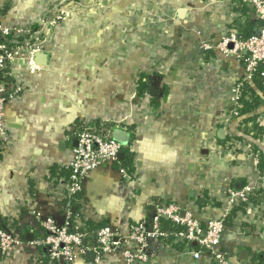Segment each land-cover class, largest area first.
<instances>
[{"label":"crops","instance_id":"obj_1","mask_svg":"<svg viewBox=\"0 0 264 264\" xmlns=\"http://www.w3.org/2000/svg\"><path fill=\"white\" fill-rule=\"evenodd\" d=\"M10 1L0 0V25L37 22L24 12L36 1ZM230 1L130 2L142 12L134 18L138 27L143 26L142 34L127 45L130 49L119 39L113 42L121 59L112 65L107 60L108 22L116 15L118 23H124L129 6L104 2L101 15L91 14L90 19L98 24L102 18L108 27L104 24L102 35L96 28L88 33L89 37L96 31L101 46L94 45L84 55L75 48L49 49L43 53L45 66H15L9 80L14 85L21 82L24 90L5 107L10 139L0 155V221L16 234H30L25 242L42 235L33 211L62 222L57 200L65 194L59 181L68 176L62 166L74 148L71 132L90 123L96 130L127 134V146L120 153L131 165L114 164L87 179L81 203L70 202V214L78 222L110 228L119 239L129 234L130 226L148 223L156 205H175L181 218L189 212L204 222L227 215L231 230L221 241V251L233 264H252L254 257L264 261V92L255 89L258 107L244 115L253 122L244 126L232 120L225 125L229 89L242 77L243 64L216 47L223 36L241 35L243 28L260 22L248 6ZM43 2L47 0H38ZM146 24L153 27L147 31ZM79 56H86V64H73ZM80 68L84 75L76 76ZM140 82L148 90L142 97L137 92ZM128 90L134 91V117H128ZM245 100L252 102L248 95ZM238 183L240 191L252 190L251 205L226 214L225 193L240 192L235 190ZM201 250L196 244L177 243L174 237L156 238L148 243L146 264H210L207 258L193 260L190 252ZM84 261L78 264H94ZM0 264L38 263L30 256L4 261L0 255ZM102 264L125 262L114 253Z\"/></svg>","mask_w":264,"mask_h":264},{"label":"built area","instance_id":"obj_2","mask_svg":"<svg viewBox=\"0 0 264 264\" xmlns=\"http://www.w3.org/2000/svg\"><path fill=\"white\" fill-rule=\"evenodd\" d=\"M226 1L228 4L231 2ZM239 2L254 12L260 22V28L257 34L246 39L237 34L223 36L216 46L222 54L233 56L243 64L242 77L229 89V108L226 111L227 117L224 115L223 120L225 125L232 120L238 121L239 124L247 116L240 114L239 101L244 98L246 90L254 88V77L257 75L264 82V0L237 1ZM25 26L1 25L0 27V143L3 145L7 143L4 124L6 104L24 90L21 82L16 81L14 85L9 80L13 75V68L20 66L16 59L19 53L23 52L15 47L14 50H9V47L21 45L20 48L25 46L28 49L23 59L27 61L25 65L29 70L37 68L34 56L46 52L44 42L34 41L36 39L34 34ZM33 43L37 44L31 47ZM203 48L207 50L210 46L203 45ZM71 133L76 141V147L72 148L69 161L62 166L68 176L60 177V186L65 190V194L63 193L64 195L57 200L60 202V210L63 211L62 222L58 224L56 220L33 211L34 219L41 227L42 237L29 242H23L19 235L4 229L0 222V255L4 261H9L14 256L30 254L32 260L40 264L43 256L36 249L43 248L46 250L47 264L85 262L84 257L88 252L93 253L94 264H102L112 253H118L125 264H146L150 240L174 237L177 243L196 244L202 249L190 252L196 262L207 258L210 264H232L226 253L220 249L224 235L231 230L225 222L227 215L204 222L199 216L189 212L181 218L179 209L175 205L169 207L156 205L155 214L148 223L141 222L130 226L129 234L120 240L110 228H101L90 234L87 231H80L77 226L73 227L70 202L81 203L87 179L103 168L117 164L118 154L123 147L112 140V131L96 130L90 123L75 126ZM120 172L123 174L124 171L121 169ZM225 195L226 214L236 207H250L251 198L254 197L250 189L240 192L228 190ZM164 222H170L180 231L172 234L169 230H164L162 228ZM233 226L236 228L234 224ZM92 236L94 244L88 240Z\"/></svg>","mask_w":264,"mask_h":264},{"label":"rangeland","instance_id":"obj_3","mask_svg":"<svg viewBox=\"0 0 264 264\" xmlns=\"http://www.w3.org/2000/svg\"><path fill=\"white\" fill-rule=\"evenodd\" d=\"M13 2H16L15 0H11ZM9 2L8 4H11L12 2ZM23 2L28 1H36L32 8H20L25 11H29L33 16H35V20L37 22L33 23H27L25 21H19V22H13L11 26H21V27H29L31 29V32L34 34V37L36 38L34 41H41L44 42L46 45V51L49 49H69V48H75L77 49L80 54H86L87 50L91 47H99L101 46L102 42H96V31L89 35L92 28H96L99 30L100 35H102L103 27L107 25L106 21L104 24L102 23V18L99 19L98 24H92L93 20L90 19L91 14H95V16H100V11L102 12L103 9V3H107L108 1L111 2L112 6L114 4H117L118 2H125L129 7L126 9V14L123 17L124 23L119 24L116 15H113V19H109V27L106 31L109 39L108 43H110L109 51L111 52V55L107 58L109 60V65H112L114 63H117L120 61L119 56V47H117V44L114 45L113 42H117L119 39L121 41V44H125L126 49H130L127 45H130L132 41L134 40V37L140 36L142 34L141 27H138L135 23V19L140 17V13H137L138 9H134L133 5L130 4V2L133 1H145V0H47V2L38 3V0H22ZM46 1V0H43ZM17 6V3L15 4ZM135 18V19H134ZM95 21H98L97 18H95ZM112 21V22H110ZM1 27V25H0ZM152 25H147L144 29L149 31L147 28H152ZM1 35V33H0ZM59 35H62L61 37H58ZM124 40L122 41V39ZM92 40V41H91ZM33 41V42H34ZM37 43L31 44V47L33 45H36ZM71 44V45H70ZM74 45V47H72ZM19 45L18 47L10 46L9 50H14V47L17 49L22 50L23 53H19V57L16 59L18 65L25 64L27 61L23 59V55L27 53L28 49L24 46L21 47ZM16 50V49H15ZM84 50V51H83ZM87 56V55H86ZM86 56H79V58L73 63L77 66H80V64H86ZM96 59V58H95ZM84 69L80 68L78 69L77 73L74 71V74L76 76L80 75V73L85 72ZM116 73H114L113 76H115ZM84 75V73L82 74ZM128 96L130 98V107L129 110L130 114L128 115L134 117V91L128 90ZM132 98V99H131ZM116 123L118 122V119H115ZM5 124V119H4ZM112 131V130H107ZM10 137H7V143L3 145V143H0V155L2 152L6 151V147H8V140ZM132 177V175L130 176ZM123 239V238H122ZM120 240V237H119ZM114 254V253H112ZM30 256V254L26 255V258Z\"/></svg>","mask_w":264,"mask_h":264},{"label":"trees","instance_id":"obj_4","mask_svg":"<svg viewBox=\"0 0 264 264\" xmlns=\"http://www.w3.org/2000/svg\"><path fill=\"white\" fill-rule=\"evenodd\" d=\"M260 28V23H256L255 25H252V24H249L248 27H245L243 28V30L241 31V35H239V37L243 38V39H246L250 36H253L255 34H257L258 30ZM253 86L254 88H251V89H248L245 91L244 93V98L240 99L239 101V104H240V114L242 115H246L248 113H251L252 111H254V109H256V104H257V98L255 96V89L257 88L258 90H262V92H264V82L256 75L253 79ZM145 84L140 82L139 83V86L137 88V92H138V95L142 97V95L144 94H148V90L145 89ZM247 89V86L245 87ZM248 95L249 98L252 99V102H247V100H245V97ZM253 119L251 118H245V121L244 119L241 121V123H239L240 125L243 124L244 126H246V123L248 122H253L252 121ZM80 126V125H78ZM252 131L257 133L259 131V128L257 125L253 124L252 127H251ZM117 164H120V165H124L126 167V165H131V160L129 157H125L123 160L117 162ZM128 172H131L130 170H128ZM65 204V203H64ZM71 211V210H70ZM61 214L63 213V211L61 210L60 211ZM71 223L73 225V227L77 226L79 228L80 231H87L88 233H95V231L101 229L100 226H94V225H86L84 223H81V222H78V220H76L75 216L71 214ZM3 228L4 229H9V227H7V225L5 224V222L2 223V221H0ZM80 224H84L83 226H81ZM11 227V226H10ZM162 228L164 230H169L171 231L172 233H177L178 231H180L179 228L173 226V225H170L168 223H165L162 225ZM15 232V231H14ZM17 233V232H15ZM19 235V238L25 242V236L26 234L24 235H20V234H17ZM42 235H38V234H34V237L33 239L35 240H38L39 238H41ZM32 239V240H33ZM92 244H94V238L93 236L90 237L88 239ZM167 241V240H166ZM36 250H38V252L43 256V258L40 260V264H47V257H46V250L43 249V248H37ZM85 259V258H84ZM251 261H253L252 264H264V261H259L258 259H256L255 257L251 259ZM250 264V263H248Z\"/></svg>","mask_w":264,"mask_h":264},{"label":"water","instance_id":"obj_5","mask_svg":"<svg viewBox=\"0 0 264 264\" xmlns=\"http://www.w3.org/2000/svg\"><path fill=\"white\" fill-rule=\"evenodd\" d=\"M46 56H45V54H43V53H39V54H36L35 56H34V62H35V65L36 66H45L46 65ZM153 95V94H152ZM218 136H219V138L221 139L222 138V136H223V132H222V130L220 131V132H218ZM128 139V136H127V134H125V133H122V132H120V131H118V130H114L113 131V133H112V140L114 141V142H116V143H118V144H120L122 147H125V146H127V140ZM74 147H76V141L74 142ZM122 157H123V154L122 153H119L118 154V160L120 161L121 159H122ZM242 189V185L240 184V183H238V184H236L235 185V190L236 191H240ZM31 238V235L30 234H28L27 236H26V239L27 240H31L30 239ZM247 255V252H243V254H241V256L242 257H244V256H246ZM85 260H87V261H89V262H93V260H94V255H93V253H91V252H88L86 255H85ZM242 259V258H241ZM243 259H245V258H243ZM231 262V261H230ZM232 263V262H231ZM233 264V263H232Z\"/></svg>","mask_w":264,"mask_h":264}]
</instances>
